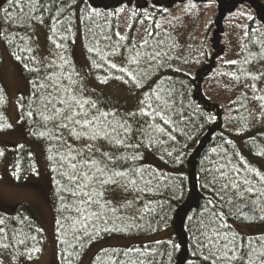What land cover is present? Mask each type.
Wrapping results in <instances>:
<instances>
[{
    "label": "trees",
    "instance_id": "1",
    "mask_svg": "<svg viewBox=\"0 0 264 264\" xmlns=\"http://www.w3.org/2000/svg\"><path fill=\"white\" fill-rule=\"evenodd\" d=\"M105 1L107 2V0H37V3L43 7L30 12L29 15L42 17L43 23L33 19L27 20L21 26L20 19L6 22L8 18L3 12V9H9L15 16L20 13V8H12L7 0H0V33H3L0 35V54L2 57V53H5L25 78L26 97L21 100L23 106L26 103L24 117L27 136L41 146L37 138L43 141L51 184L58 199L54 237L60 264H79L90 246L112 236L127 239L140 238V240L98 250L88 264H114V262L140 264V261L144 264H212L210 260L203 259L208 255V250L196 242L197 238L202 239L197 227L201 220L207 223L212 210L221 215L223 223L227 225L222 232L230 237L236 233L238 244H247L249 240H252L259 247V238H264V231L259 230L256 234L244 235L237 231L234 225L264 226V219L260 218L264 216V196H250L245 193L244 199H237L234 204L229 205L225 201L234 197V191L224 194V200H221L211 189H219L224 181L221 180L215 184L211 182L213 175H219L215 172L217 167L227 164L226 170L230 171L235 165L240 171L239 173L230 171V175L237 179L248 177L258 190H264V184H261L255 175L257 172L264 175V131L262 129L264 122L261 120L257 123L260 124L258 131L253 129L250 132L246 112L245 116L240 113L238 133H229L226 128L225 110L215 100L212 101L211 96L209 97L203 78L204 74L213 68L212 62L215 58L214 55L213 58L207 59L208 52L204 46V40L210 29L214 25L220 28V20L225 14L235 11L233 9L235 6L244 5L243 7L249 9L253 16L244 23L240 56L235 63L227 65V68L232 71V74L249 70L256 75V82L264 79V0H238L237 5L223 4V0H209L220 9L221 15L213 17L205 24L201 43L197 47L181 45L171 30L173 26L165 23L171 10L179 4L182 5V0H136L134 9L126 16L127 25L122 35L125 37L123 40L117 35V23L113 18L117 11L124 9V6L118 0H111L110 4H105ZM189 1L193 5L205 6L208 0ZM20 3L24 12H29L27 0H20ZM128 4L130 2H127ZM193 5H187V8ZM60 8L63 12H58ZM105 14L111 16L110 21L103 22ZM53 17L59 21L57 36L54 39L63 44L64 48L57 49L55 45L54 47L51 45L43 55L49 61H51L50 57L56 60L57 64L63 63L59 60L60 55L70 62L63 70L55 68L56 73H67L74 68L83 77L86 87L89 80L102 86L105 83H101V80L107 78V84L113 75L122 76L121 80L127 81L125 85L134 92L136 112L143 107L141 101L155 104L154 91H159L168 102L169 110L165 118L171 120V124L166 125L159 117H156L155 123L163 127L165 132L161 134L149 129L151 140L147 134H144L143 145L135 149L142 156L137 164L142 165L148 172L145 179H151L152 174H155L158 179L153 180L148 191L144 193H124L119 190L113 193L116 204L122 202L125 196L128 200L138 198L137 208L143 209L144 205L148 204L154 211L137 213V218L134 220L129 219L133 215V210L115 214L107 211L105 218L108 223L105 225L101 221H96L95 225L88 227V234L82 230L77 232L73 228V221L79 219V214L73 207V202L77 198L61 190L68 183L62 175L67 170V166L61 167L57 149L58 141L53 139V133L49 132L47 136H40L41 132H48L52 124L49 123L45 127L41 116V113H48L45 112L41 103L44 90L36 89L33 85V81L38 80L37 73L28 71L25 67V65L28 68L39 67L38 63L32 62L33 57L37 62L40 61L34 52L29 28L32 25L42 27L50 37L52 36L51 26L55 22ZM137 25L140 35L134 37ZM68 28H71L70 32L66 31ZM246 33H248L247 36ZM60 36H66L67 39L61 40ZM145 41L147 43H144ZM218 41H220L219 36L214 31L210 41L213 50L219 48ZM141 44L144 46L140 47ZM28 48L32 51L29 52ZM89 48L98 49L99 52H89ZM113 50L116 51V55L109 54ZM79 51L84 57L85 69L76 56ZM137 52L141 53L138 64H129V58L135 56ZM155 52H159L160 55L150 60L149 57ZM16 57H22V59L18 60ZM101 57L138 73L137 80L141 87H137L136 83L129 80L123 73L109 68ZM93 61L99 67L95 66ZM199 61L211 63L202 68L204 74L198 69L193 71ZM48 71L51 72L53 69ZM84 95L95 100L101 110L116 112L120 117L126 115L105 100L98 98L97 94L89 89ZM149 96L152 97L151 100L147 99ZM4 97L5 93L0 85V105ZM22 112L23 108L19 106L18 122ZM29 112H33V115L29 116ZM144 121L153 123L150 117L139 115L132 122L134 127H139L144 124ZM6 123L4 114L0 112V131L6 129ZM144 126L147 127V125ZM64 135L75 147L88 143V141L73 139L66 131ZM169 135L175 139H169ZM133 139L139 142L141 136L135 135ZM104 147L108 149L107 144H104ZM213 149L216 151L213 152ZM120 151L123 152L124 149ZM132 151L133 149L127 150L129 153ZM0 152L3 153L0 155V161L4 159L6 153H9L7 162L12 184L22 186L29 175L35 174L34 149L28 141L10 144L9 152L0 145ZM168 152H171L172 156H168ZM50 156L53 159H49ZM241 161L245 163L241 164ZM247 168L253 169V172L247 171ZM209 169L212 170L211 173ZM141 187L145 185L141 184ZM210 199L213 201L212 204L208 203ZM252 200H255L259 207L251 204ZM240 205L244 206L242 212L247 218L237 214V208ZM141 215L142 218H139ZM117 216L121 218L117 219ZM189 217L192 219L190 220ZM0 220L4 221V224L0 225L3 229L0 231V244H8L12 247V250L9 247L7 249L0 247V255L17 249V257L33 256L45 246L44 230L37 216L28 206L19 204L5 207L4 210H0ZM58 220L60 224H57ZM79 228L80 225L76 224L75 229ZM105 228L114 230L105 231ZM76 236H79V239L75 238ZM152 237L158 238L147 240ZM21 240L24 241L23 244L19 242ZM36 248L40 250L34 251L33 249ZM133 249H140V252L145 254L140 255L132 251ZM97 257L100 259L97 260Z\"/></svg>",
    "mask_w": 264,
    "mask_h": 264
},
{
    "label": "snow or ice",
    "instance_id": "2",
    "mask_svg": "<svg viewBox=\"0 0 264 264\" xmlns=\"http://www.w3.org/2000/svg\"><path fill=\"white\" fill-rule=\"evenodd\" d=\"M7 2L12 8H20L21 11L13 16L9 9H3L4 15L8 18L6 22L10 23L16 19H20L21 26H23L27 20L36 19L40 23H43L42 17L29 15L30 12L37 11L43 7V5L37 3V0H27L29 12H24L20 0H7ZM58 12H63V9H58ZM241 15L252 19L246 13H241ZM53 20L55 22L51 26L52 36L48 37V39L51 40L57 49H63L64 45L58 43L57 39H54L57 36L59 21L55 17H53ZM66 31L70 32L71 28L66 29ZM0 35H3V33H0ZM117 35L121 40L125 39L119 33ZM148 35H152V33H148ZM245 35L247 36L248 33ZM21 39H25V37H21ZM59 39L66 40L67 37L60 36ZM144 43H147V41ZM143 46V44L140 45V47ZM27 50L29 52L32 51L31 48ZM88 51L99 52L95 48H89ZM109 54L116 55L117 53L113 50ZM159 55V52H155L149 59H155ZM140 56L141 53L137 52L135 56L129 58L128 63L138 64ZM16 58L18 60L22 59V57ZM31 59L34 64L38 63L39 67L28 68L27 65L25 67L28 71L37 73L38 80H34L33 85L36 89L44 90L41 103L45 112L48 113H41V116L45 122V127L49 123L52 124L48 132H41L40 136H47L51 132L53 133V139L58 141L59 162L61 167L67 166V170L62 175L68 181L61 190L77 198L73 202V207L79 214V219L73 221L74 230L77 232L82 230L85 234H88V227L95 225L96 221H101L106 225L108 223V220L105 218L107 211L115 214L133 210V215L129 217V219L133 220L137 218V213L154 211L148 204H145L143 209L137 208L138 198L128 200L125 196L122 202L116 204L114 203L116 198L113 193L117 190L124 193H144L148 191L153 180L158 179L155 174H152L151 179H145L148 172L142 165L137 164V161L142 159V156L135 149L143 145L144 134H147L149 140H151L152 137L148 132L149 129L161 134L165 132L163 127L155 123L156 117H159L166 125L171 124V120L165 118L167 110H169L167 100L164 99L159 91H154L155 104L141 101L143 107L138 112L127 113L125 116L120 117L116 112L101 110L95 100L84 95L87 87L83 82V77L74 68L67 73H56L54 71L55 68L63 70L65 65L70 64L69 61L65 60L64 56H59V60L63 61L61 64H57L56 60L49 61L47 57L38 62L34 57ZM101 59L104 58L101 57ZM93 63L99 67L95 61ZM104 63L109 68L123 73L129 80L136 83L137 87H141V84L137 80L138 73L107 59H104ZM229 63H235V61H230ZM48 69H53V71L50 72ZM114 78L121 79L118 76ZM106 82L107 78L101 80V83ZM147 99L151 100L152 97L149 96ZM28 115L32 116L33 112H29ZM137 115L150 117L153 123L144 121V124L134 127L132 121ZM144 125H147V127L145 128ZM8 126L5 125V127ZM65 131L73 139L88 141V143L81 147L73 146L64 135ZM135 135L141 136L139 142L133 139ZM169 139L175 138L169 135ZM104 144L108 145L107 150ZM120 149H124V151L122 152ZM128 149H133V151L129 153L127 152ZM212 151L215 152L216 149ZM2 154L0 152V155ZM167 155L172 156V153L168 152ZM49 159H53V157L50 156ZM244 163V161H241V164ZM227 168V164L220 165L215 169V172L219 173V175H213L212 178L211 183L213 184L221 180L224 181L219 189H211L217 194L219 199L224 200V194H227L229 191H234L235 194L233 198L225 201L229 205L234 204L237 199H244L245 193H248L250 196H264V190H258L248 177L237 179L230 175V171L239 173V168L235 165L232 166L230 171L226 170ZM208 171L212 172L211 169ZM247 171L253 172V169L247 168ZM255 175L258 177L259 182L264 184V175L259 172L255 173ZM141 184L145 185V187H141ZM208 203L212 204L213 201L210 199ZM250 203L259 207L255 200H252ZM243 207V205H240L237 208V214L247 218L242 212ZM116 218L120 219L121 217L117 216ZM139 218H142V215ZM260 218L264 219V216ZM189 219L191 220L192 218L189 217ZM3 224L4 221L0 220V225ZM57 224H60L59 220ZM76 224L80 225L79 229H75ZM224 228H227V225L223 223V217L215 210H212L211 215L207 218V223L203 220L200 221L197 231L202 239L197 238L196 242L202 248L208 250V255L203 257L204 260H210L212 264H222V262L224 264H264V238H259V247L252 240H249L247 244H238L237 234L233 233L230 237L227 233L222 232ZM104 230L112 231L114 229L105 228ZM0 231H3V229L0 228ZM75 238L79 239V236ZM32 239H35V237H32ZM19 242L24 243L23 240ZM0 247L7 249L9 245L0 244ZM174 247L178 246L174 245ZM33 250L38 252L40 249L36 248ZM132 251L138 252L140 255L145 254L140 252V249H133ZM99 259L97 257V260ZM114 264H119V262H114ZM140 264H144V262L140 261Z\"/></svg>",
    "mask_w": 264,
    "mask_h": 264
},
{
    "label": "rangeland",
    "instance_id": "3",
    "mask_svg": "<svg viewBox=\"0 0 264 264\" xmlns=\"http://www.w3.org/2000/svg\"><path fill=\"white\" fill-rule=\"evenodd\" d=\"M124 6V9L117 11L114 14V21L117 23L116 32L121 36L126 31L127 13L134 9L136 0H118ZM182 5H178L171 10L168 17L165 19L167 25H172V32L179 40L181 45L199 46L202 40V33L206 23L211 21L213 17L221 15L213 1H207L205 6L193 5L189 0H182ZM238 0H223L224 3L239 4ZM111 0L105 1V4H110ZM127 2L130 4L127 5ZM96 3V2H95ZM187 5H193L187 8ZM199 6V7H196ZM244 5L235 6V11L230 14H225L220 20V28L217 25L212 26L208 36L204 40L205 49L208 52L207 59L215 58L212 62L213 68L206 74L202 68L211 64L198 62L193 71L201 70L205 75L203 78L204 87L212 101L215 100L225 110L226 128L229 133L236 134L239 130L240 113L249 118L250 132L258 131L261 120L264 122V79L259 82L255 81L256 75L249 70L232 74V71L227 68V65L233 64L230 61H235L240 56L242 37L244 34V23L248 19L247 16L241 15L246 13L253 16L249 9ZM104 21H110L111 16L105 14ZM32 37L33 49L36 56L41 60L44 57V52L48 47H54L51 40L48 39L46 30L37 25H32L29 28ZM217 32L219 40L218 49H212L211 36L213 32ZM140 35L138 25L134 30V37ZM51 43V44H50ZM58 51V50H57ZM56 51V52H57ZM217 53V54H216ZM80 63L86 68V63L82 53L79 51L76 54ZM43 59V58H42ZM50 60H53L50 57ZM235 73H237L235 71ZM113 78L105 85H98L94 81L89 80L87 90L95 92L101 100L111 104L117 110L123 113L136 112V102L134 101V92L127 88L125 81ZM122 77V76H118ZM0 85L5 93L0 112L4 114L8 127L0 131V145L9 152L10 144L28 141L34 149L35 156V174L27 177L24 185L16 186L12 184L11 173L9 170V153L2 161H0V210L5 207L15 205L28 206L37 216L46 236L45 246L37 255L28 257H17V249L0 255V264H60L58 260L57 243L54 237V223L56 217V209L58 199L53 191L52 180L47 166V156L43 141L38 145L27 136L26 119L24 111L26 103L22 105L21 98L26 97V83L21 71L13 64L10 58L2 53L0 54ZM24 93V94H23ZM19 106L23 108L20 122L17 116ZM25 108V109H24ZM242 109V110H241ZM23 125V126H21ZM264 131V126H263ZM240 148V147H239ZM234 228L244 235L256 234L259 230L264 231V226H240L234 225ZM158 237L148 238L157 239ZM140 238H120L106 237L94 243L89 247L86 254L79 264H88L95 252L106 247L114 245L121 246L139 241ZM12 250V247H9Z\"/></svg>",
    "mask_w": 264,
    "mask_h": 264
}]
</instances>
